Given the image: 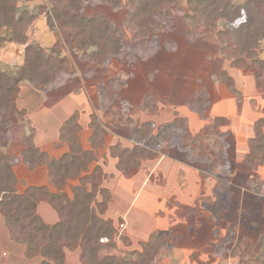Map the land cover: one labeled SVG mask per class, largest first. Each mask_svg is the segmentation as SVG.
Wrapping results in <instances>:
<instances>
[{
	"label": "rangeland",
	"instance_id": "rangeland-1",
	"mask_svg": "<svg viewBox=\"0 0 264 264\" xmlns=\"http://www.w3.org/2000/svg\"><path fill=\"white\" fill-rule=\"evenodd\" d=\"M119 1L118 8L98 1L83 4V16L102 15L122 37L120 55L94 62L89 57L92 49L84 53L69 49L67 35L51 29L45 15L37 13V7L47 0H17L16 15L25 9L35 19L24 30L26 44L8 42L0 48V72L16 80L13 117L6 119L0 112L6 130L0 145L6 144L0 150L17 159L16 172L28 137L34 147L56 159L61 150H68L59 140L60 129L73 119L80 149L90 154L83 160L85 168L79 177L99 168L94 175L99 190L94 211L115 230L114 247L102 248L99 259L131 258L156 233L167 234L169 239L156 250L151 264H256L252 254H244L243 248L236 254L233 248L240 239L254 245L264 236V164L252 168L244 162L256 123L264 120V42L256 46L253 61L242 58L240 63L230 52L229 41L220 37L228 31L227 20L217 22L213 31L192 30L183 17L188 13V0H178V11L169 7L168 28L154 32L149 43H141L125 24V0ZM30 44L44 50L60 68L49 74L52 81L41 88L19 79L25 47ZM198 97L202 98L197 104H188ZM171 123L178 129L167 130L157 144L151 141ZM145 124L149 125L146 140L132 136L136 129H145ZM207 125H215L211 134L221 135L216 140L222 144L219 155L225 163L217 167L213 156H208L216 144L213 151H201L197 157L189 152L193 135ZM44 126L53 129L52 139L39 133ZM260 132L264 135V124ZM133 148L135 157L124 161L123 171L118 170L115 156ZM168 160L179 162L178 167L170 168ZM38 168L47 174L44 165L34 170ZM199 173L205 177L201 179ZM216 181L221 182L219 190ZM66 183L64 190L70 195V186L77 180ZM23 186L24 180L17 179L16 190L27 187ZM39 186L56 191L47 175L45 184ZM218 195L226 197L219 200ZM205 200L223 202L221 219H213L203 208ZM7 230L4 225L0 233V264H40L44 260L35 253L26 256V246ZM99 241L104 244L106 240ZM58 247L63 264H82L77 244L60 240Z\"/></svg>",
	"mask_w": 264,
	"mask_h": 264
},
{
	"label": "trees",
	"instance_id": "trees-1",
	"mask_svg": "<svg viewBox=\"0 0 264 264\" xmlns=\"http://www.w3.org/2000/svg\"><path fill=\"white\" fill-rule=\"evenodd\" d=\"M90 1L107 3L112 8H118L120 5L119 0H47V4L37 7V13L45 15L46 23L51 29L57 28L67 35L66 45L69 49L83 53L92 49L89 57L94 62L98 60L103 62L108 57H116L122 53L124 50L122 37L102 15L96 13L85 17L81 14L83 4ZM177 1L125 0V6L128 8L125 24L134 31V36L139 37L141 43H149L154 32L168 28L171 10H179L175 5ZM234 1L188 0V13L183 17L192 30L204 28L206 31H213L217 22L227 20L225 27L228 31L221 32L220 37L229 41V46L232 45L230 52L239 58L240 63L243 60L253 61L256 56V46L264 42V0H237V5ZM16 2L17 0H0V48L8 42L26 44L24 30L35 19V16L25 9L17 16ZM170 6L173 7L171 10ZM24 53L19 79L27 80L35 88L50 84L52 76L49 74L57 68L52 58L33 44L26 46ZM258 60L261 63V59ZM14 82H16L14 78L0 72V112L6 114V119L13 117L11 112L14 109L12 99ZM11 87L13 91L10 90ZM262 87L264 88V81ZM5 94L7 101L4 103L2 100ZM201 98L193 99L188 104H197ZM8 120L5 122L8 123ZM221 120L216 119V121ZM263 124V119L257 121L256 135L249 139L248 151L244 155V162L252 168L264 164V135L260 132ZM72 125L73 119L66 121L60 129L59 140L66 143L68 150L58 158H49L45 152L34 147L29 137L25 140L26 148L20 154L22 163L30 172L40 165L46 167L47 179L56 189L55 192H50L46 186H27L18 192L17 179L13 171L17 159L8 156L3 149L0 150V213L7 231L26 246V256L34 253L42 256L44 260L40 264H63V253L58 247L60 240L78 245L82 264H151L160 245L168 244L167 234H151L150 239L141 244L142 250L132 252L131 258L105 256L99 259L97 257L102 248L114 247L115 230L110 221L102 220L94 211L93 200L99 193L94 175L99 172V168L93 169L91 172L93 176L79 177V171L82 167L85 168L83 160L85 161L90 154L80 149ZM143 127L145 129L142 127L136 129L132 136H140L139 139L146 140L149 125L145 124ZM175 129L178 127L174 123L168 124L160 129L151 141L157 144V140L164 137L167 130ZM214 130L215 125L213 127L207 125L193 135L189 143V152L197 157L201 151L207 152L210 149L213 151L216 144L217 149L208 156H213L214 166L217 167L225 161L219 155L222 144L216 140L221 135L218 132L211 134ZM5 132L0 122V140ZM212 135L215 136V140H212ZM5 144L1 143L0 148H4ZM135 149H123L119 154L114 155L117 158L118 170L123 171L124 161H131L135 157ZM199 176L201 179L205 177L203 173H199ZM67 180H77L76 185L70 186V195L64 190ZM220 185L221 182L216 181L218 190ZM220 197L217 199L220 200ZM224 197L226 196L221 198ZM39 201L47 202L55 210L58 216L56 223L48 225L41 221L36 212ZM222 205V201L205 200L202 203L203 208L212 215L213 219L222 218L225 211ZM101 239L106 240L104 244L99 241ZM260 240L258 244L252 245L249 242L244 244L245 240L240 239L233 252L237 254V250L243 248L244 254H252L256 264H264V236Z\"/></svg>",
	"mask_w": 264,
	"mask_h": 264
},
{
	"label": "crops",
	"instance_id": "crops-1",
	"mask_svg": "<svg viewBox=\"0 0 264 264\" xmlns=\"http://www.w3.org/2000/svg\"><path fill=\"white\" fill-rule=\"evenodd\" d=\"M46 125H47V123H46ZM43 128L44 129L39 132V133H42L41 134L42 137H45V138L51 137V139H52L53 133H51V131H53V129L48 128L47 126L46 127L44 126ZM63 152H64V150H61L58 155H61ZM168 165L170 166V168L175 167V169H176L179 165V162L168 160ZM183 167H185V166H183ZM17 169H18L17 172H16V170H14L15 171L14 175H16V178L18 180H24V186L22 187V189H24L25 185L26 186H39V185H44L46 182V175H45L46 172H45L44 168H38V169H36L30 173V171L22 163L21 164L18 163ZM35 174H38V176H36ZM19 191L21 192L22 190H19ZM36 212L39 215V217L41 218V220L43 221V223H45V224H53L54 222L57 221V216H56L55 212L45 202L40 201L37 204ZM2 222H4V220H3L2 216L0 215V233H1V235L3 234L2 230H4V225ZM1 240L2 239L0 237V243H1Z\"/></svg>",
	"mask_w": 264,
	"mask_h": 264
}]
</instances>
